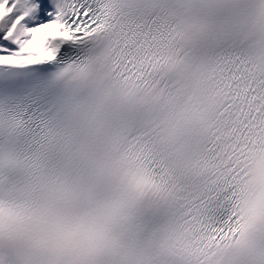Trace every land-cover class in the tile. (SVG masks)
Segmentation results:
<instances>
[{
	"label": "snow or ice",
	"instance_id": "1",
	"mask_svg": "<svg viewBox=\"0 0 264 264\" xmlns=\"http://www.w3.org/2000/svg\"><path fill=\"white\" fill-rule=\"evenodd\" d=\"M0 264H264V0H0Z\"/></svg>",
	"mask_w": 264,
	"mask_h": 264
}]
</instances>
